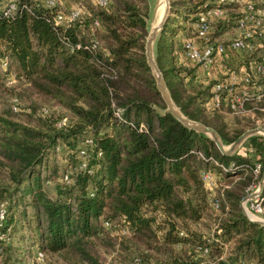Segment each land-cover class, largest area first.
I'll return each mask as SVG.
<instances>
[{
	"label": "trees",
	"instance_id": "obj_1",
	"mask_svg": "<svg viewBox=\"0 0 264 264\" xmlns=\"http://www.w3.org/2000/svg\"><path fill=\"white\" fill-rule=\"evenodd\" d=\"M191 4L178 2L186 12L195 10ZM94 6L83 16L81 5L80 17L66 28L56 26L54 11L34 0H18L16 13L0 18V63L6 60L8 66L5 77L13 74L14 82L33 96L63 109L58 117L47 116L49 109L43 105L22 119L12 105L0 110V168L10 179L0 186V203H7L0 225L6 237L0 239V264H31L36 249L58 255L66 264H128L135 257L146 264L141 254L127 263L106 261L99 247L153 249V243L156 248L181 243L201 256L212 250L220 255L222 245L190 228L207 217L211 207L200 178L202 169L213 172L217 182L239 178L223 191L215 218V237L232 243L226 261L235 263L244 257L264 264V226L248 220L239 207L254 164L259 161L264 168V138H249L251 155H222L205 134L165 113L144 53L147 0H110L106 8ZM172 24L164 25L156 61L173 102L187 118L213 127L224 143L233 142L242 131L229 133L220 112L208 116L202 107L203 91L192 90L181 75L177 65L182 64L175 60L169 32ZM94 39L99 44L93 49ZM76 42L80 47L71 50L70 44ZM6 86L0 73V88ZM209 96L207 91L206 99ZM116 109L121 110V118ZM63 118L66 123L57 127ZM84 133L93 137V146L87 148L92 172L73 171L77 146L61 172L54 168L60 183L49 194L46 189L52 179L43 163L46 149L58 146L60 140L73 147ZM214 161L233 166L223 171ZM65 173L70 182L62 180ZM20 202L22 209L17 208ZM113 225L126 228L130 245L110 235ZM198 247L209 251L202 255ZM159 262L187 264L178 258Z\"/></svg>",
	"mask_w": 264,
	"mask_h": 264
},
{
	"label": "built area",
	"instance_id": "obj_2",
	"mask_svg": "<svg viewBox=\"0 0 264 264\" xmlns=\"http://www.w3.org/2000/svg\"><path fill=\"white\" fill-rule=\"evenodd\" d=\"M53 12V23L62 28L71 26L81 15L83 9L81 6H65L64 0H34ZM110 0H91L95 5L106 8ZM18 0H4L0 3V18H10L17 10ZM264 6V0H258ZM239 5L242 14L236 18V27L240 31L239 35L229 39L227 42L218 40L216 36V28L214 23L220 19L225 18L226 9L228 6ZM196 12V21L191 31L190 36H182L178 41L181 43L182 50L179 51L182 58L186 61L187 66L195 71H204L206 75L214 80L210 88V96L205 105L206 110H219L225 105L232 114L240 115L245 114V106L251 102H259L264 100V84H255L254 77L264 75V9L259 10L255 7L252 0H215L213 4L204 2ZM183 23V22H182ZM98 21H94L93 25L98 26ZM259 30V31H258ZM97 40H92L91 48L98 46ZM80 47V43L76 42L70 44V49L74 50ZM258 49L263 50V56L257 60L252 58L254 51ZM244 54L245 60L240 67L235 68L230 66L229 63L237 54ZM252 53V54H251ZM251 55V56H250ZM248 60V61H247ZM1 66L6 70L7 61H1ZM14 75L9 78V83L14 82ZM17 100L13 99L12 109L18 110ZM43 113L47 112L46 108H42ZM115 114L121 118V110L116 109ZM66 123L63 118L56 123L57 127H61ZM93 146V137L89 134L84 135V141L79 150L76 151L78 161L73 167L75 172L91 173L92 168L88 166V153L87 148ZM198 157L205 160L204 155L196 150L194 151ZM223 171L232 168L224 166L223 164L214 161ZM252 181L245 190V195L254 192L258 188V181L260 173H262V164L257 161L252 168ZM200 178L204 187L211 191L209 192V203L211 208L218 211L221 200H224V190L215 193L214 187L217 186L214 173L202 169L200 171ZM65 182H70L69 173H65L62 177ZM228 187V186H226ZM224 187V188H226ZM92 195V194H91ZM264 201V191L259 196L248 200L245 203L246 211L249 215L255 216L256 213L262 212ZM6 202L0 203V225L6 217ZM251 218V217H250ZM253 219V218H252ZM106 227H109V222H104ZM181 234V232H180ZM5 234L0 233V239H5ZM202 255H206L209 251L208 247H198ZM44 252L36 249L34 251V259L36 262L42 261ZM222 259V257H221ZM33 262V260H32ZM140 258H133L128 264H141ZM241 262L222 264H240ZM196 264H216L214 262H199ZM218 264V263H217Z\"/></svg>",
	"mask_w": 264,
	"mask_h": 264
},
{
	"label": "rangeland",
	"instance_id": "obj_3",
	"mask_svg": "<svg viewBox=\"0 0 264 264\" xmlns=\"http://www.w3.org/2000/svg\"><path fill=\"white\" fill-rule=\"evenodd\" d=\"M170 1V11H169V16L167 17V20L165 21V24H167L169 21H171L173 26H170L169 32H172V41L174 43V50L177 52L182 50L181 43L178 41L182 36H190L191 31L193 30L192 24L196 21V12L201 9L198 8L200 5H202L204 2L208 4H213L215 0H188L191 2V5H195L193 11L186 12L182 6H178V2L181 0H169ZM255 4V7L259 10L264 9V6L261 5L258 0H252ZM182 2H185V0H182ZM148 4V10H149V15L153 13L154 7H155V2L154 0H147ZM64 5L69 7V6H84L85 11L83 13L84 15H87L86 13L92 12V9H95L96 7L94 4L91 2V0H64ZM162 8V7H160ZM241 7L239 5H234V6H228L226 9L225 13V18L220 19L214 23V26L216 28V36L218 40L227 42L229 39L236 37L239 35V30L236 27V18L242 14V11L239 10ZM264 19V17H262ZM178 22H181L179 24ZM183 22V23H182ZM164 24V25H165ZM164 29V27H163ZM172 30V31H171ZM259 31V30H258ZM163 32V31H162ZM162 34V33H161ZM260 47H257V49L254 51L252 58H255L257 60L261 59L263 56V50L258 49ZM175 54V52H174ZM252 54V53H251ZM177 55V53L175 54ZM251 56V55H250ZM248 61V60H247ZM186 62V61H185ZM182 64V63H181ZM178 67H181L182 71H180L181 75L184 76V80L188 83L189 87L192 90H200L203 91L202 98L206 102L208 99H206V94L207 91L210 92V88L214 82L212 79H208V81L204 83H197L193 82L192 80V72L194 69L190 67H185V64H182V66L177 65ZM184 69H183V68ZM8 68V66H7ZM12 70V69H11ZM13 71V70H12ZM191 71V73H190ZM8 70L3 69L0 63V73L2 77H4V81H6V85L9 87H5V89L0 88V110L2 108H9L11 107L13 103V99L17 100V106H18V113L17 118L22 119L23 114L29 113L33 108L36 110L41 107L45 106L47 109H49V114L47 116H52V117H58L60 114L63 112V109L61 106L58 104L54 103L53 101H46L41 99L40 97L33 96L32 93H30L27 89H25L24 85L18 84L17 82H13L12 84L9 83V78L5 77L7 74ZM190 73V74H189ZM189 76H191L189 78ZM6 78V80H5ZM187 78V79H186ZM192 80V81H191ZM192 84H191V83ZM253 82L255 84H264V75L262 76H257L254 77ZM17 93V94H15ZM263 107L264 108V100L259 101V102H251L250 107H254L257 109L258 107ZM202 107L205 109V112L208 116L214 115L213 113L219 112L216 110H209L205 108L204 104ZM223 113V114H222ZM255 116H251V114H232L229 112H221L220 115L223 116L228 123V131L229 133L233 134L234 132H244L247 129L254 128L256 126H264V111H261V114H258L256 111H254ZM241 132V133H242ZM85 134V133H84ZM82 134V135H84ZM82 135H79L75 145L68 146L67 143L64 141L62 142L61 140L58 142L59 145L55 147L49 146L46 149V158L44 159L43 163H46L47 169L50 173V178L52 179L51 182L47 185L46 191L49 194H54L55 192V186L59 184V172H61V169L63 168V164L68 162L71 151H73L77 146H81V140H82ZM255 137V136H254ZM261 137V136H260ZM259 137V138H260ZM245 146V145H244ZM53 147V148H52ZM246 147V146H245ZM248 147V146H247ZM243 151V148L241 149L240 152ZM247 151V149H246ZM247 152H251L252 149L248 150ZM54 168L58 169V173L53 172ZM53 176V177H52ZM239 178L235 177L233 180V183H225L222 181V179L217 182V186L214 187L213 191L215 193L220 192L222 189L227 190L231 189L233 187V184L235 182H238ZM10 183V179L8 174L6 173L5 170L0 168V186H4ZM250 185V184H249ZM228 186V187H226ZM232 186V187H231ZM46 188V185L43 186ZM226 187V188H224ZM247 188V187H246ZM244 189V193L245 190ZM207 190V189H206ZM207 192H211L207 190ZM245 194H243L244 196ZM242 198V197H241ZM26 201L29 202V197L27 196ZM209 200V199H208ZM241 200V199H240ZM247 206L249 207V202L246 203ZM7 205V203H6ZM22 203L20 202V206L17 208H21ZM20 209V211H21ZM220 211H216L213 208L210 207L208 209V216L205 217L204 219L200 220L198 224H192L190 226L191 229L199 233L200 236L214 239V243H218L223 246V252L222 254L218 255L216 254L213 250L211 251V254L209 256H201L200 253L195 249L192 248L191 246H185L184 244H173L170 245L169 247L160 245L159 248L154 247L155 244L153 243V249L147 248L145 245L141 247L137 246H128L129 248H116L113 249L110 246H101L99 247V252L100 255H102V259H106V261H121L122 263H127L132 257L138 256L141 254L143 257L144 261L146 264H160L159 261H162L161 263L166 262V261H171L174 258L181 259L183 262H186L187 264H196L199 262H214L218 264L226 263V258H228V254L231 251L232 243H222L218 238L215 237V229H217V222L215 218L219 215ZM27 215H31V210L30 208L27 209ZM251 218L255 219V216L249 215ZM256 217L258 218H264V206L262 208V212L256 213ZM115 225V224H114ZM113 225V228L109 230V233L113 237H117L118 240L122 239L123 242L126 245H130L129 242L127 241V238L129 236V232H127L126 228L123 226L116 227ZM26 232L28 233L27 229ZM17 235V234H16ZM16 238V236H15ZM219 240V241H218ZM13 242L15 241L12 240ZM115 243V242H114ZM117 245V243H116ZM36 245L32 247V250L35 249ZM34 254V252H33ZM219 256V257H218ZM117 257L116 259H114ZM222 257V259H221ZM33 260V262H32ZM31 260V264H66L61 257L58 255H50V254H45L44 253V258L42 261L36 262L34 259ZM228 262V261H227ZM241 262L240 264H255L253 259L251 258H242L240 259Z\"/></svg>",
	"mask_w": 264,
	"mask_h": 264
},
{
	"label": "water",
	"instance_id": "obj_4",
	"mask_svg": "<svg viewBox=\"0 0 264 264\" xmlns=\"http://www.w3.org/2000/svg\"><path fill=\"white\" fill-rule=\"evenodd\" d=\"M154 2H155L154 11L152 14L150 15L148 14V19H146L147 34L144 43V50H145L144 53L146 56L147 63L151 68L152 75L155 79L156 87L161 95L163 102L165 103L166 108L164 112L172 114L173 117L176 118L185 127L205 134L214 142L215 146L222 155L230 156L237 153V151L241 148L243 143L252 136H261L264 138V128L261 126H256L254 128L247 129L244 132H242L233 142L224 143L221 140L217 131L213 127L206 126L200 121H195L187 118L175 105V103L173 102L170 96L166 83L164 81L162 72L160 71L156 61L157 43L163 31L165 21L169 16L171 5L169 0H154ZM162 4H163V11L160 14L161 16H159V10ZM158 19L159 21H157ZM263 190H264V168L262 170L260 179L258 181L257 190L242 196L239 203V207L242 213L247 217V219L250 220L251 222L258 223L262 226H264V218H255V219L250 218L249 214L246 211L245 203L248 200L253 199L259 196L260 194H262Z\"/></svg>",
	"mask_w": 264,
	"mask_h": 264
},
{
	"label": "crops",
	"instance_id": "obj_5",
	"mask_svg": "<svg viewBox=\"0 0 264 264\" xmlns=\"http://www.w3.org/2000/svg\"><path fill=\"white\" fill-rule=\"evenodd\" d=\"M179 24H181V22H179ZM174 52H175V54L177 53V55H175V60L178 61L179 64L182 63V64H185V66H187V63H186L185 60L182 58L180 52H177L176 50H175ZM244 60H245V55L240 53V54H237L236 57L233 58V60L230 61L229 65H230L231 67L234 66V67L237 68V70H238V67H240V65L244 62ZM187 67H188V66H187ZM191 76H192V80H193V82H197V83H204V82L208 81V79L210 78L208 75L205 74L204 71H201V70H198V71H197V70H196V71L193 70ZM191 76H189V78H190ZM207 103H208V102L206 101L205 104H204V106H205ZM245 110H246L245 114H251V116H253V115L255 116L254 111H256V112H257V110H259V111H264V108L261 106V107H258L257 110H256L254 107H250V106L247 107V106H245ZM216 111H219L220 113H221V112H225V113H226V112H229L228 109H227V107H226L225 105H223L221 109L216 110ZM258 114H259V113H258ZM261 127H262V126H261ZM263 128H264V126H263ZM255 137H258V138H259L260 136H255ZM260 138H263V137H260ZM248 143H249V139H247V140L243 143V145H242L241 148L237 151V153H238V152H239V153H244V152L246 151V149H247V151L250 150V149H252L253 147H251ZM244 145H245L246 147H245ZM247 146H248V147H247ZM242 148H243V151L240 152ZM247 151H246V152H247ZM247 154H248V155H251L250 152H247Z\"/></svg>",
	"mask_w": 264,
	"mask_h": 264
},
{
	"label": "bare ground",
	"instance_id": "obj_6",
	"mask_svg": "<svg viewBox=\"0 0 264 264\" xmlns=\"http://www.w3.org/2000/svg\"><path fill=\"white\" fill-rule=\"evenodd\" d=\"M161 7H162V8H160V10H159V16H161L160 14H161L162 11H163V4L161 5ZM159 19H160V17H159ZM159 19H158L157 21H159Z\"/></svg>",
	"mask_w": 264,
	"mask_h": 264
}]
</instances>
